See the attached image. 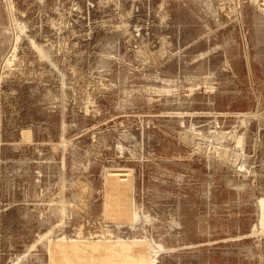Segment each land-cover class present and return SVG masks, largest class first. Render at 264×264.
<instances>
[{
    "label": "rangeland",
    "instance_id": "374dc122",
    "mask_svg": "<svg viewBox=\"0 0 264 264\" xmlns=\"http://www.w3.org/2000/svg\"><path fill=\"white\" fill-rule=\"evenodd\" d=\"M126 256L264 264V0H0V264Z\"/></svg>",
    "mask_w": 264,
    "mask_h": 264
},
{
    "label": "bare ground",
    "instance_id": "6f19581e",
    "mask_svg": "<svg viewBox=\"0 0 264 264\" xmlns=\"http://www.w3.org/2000/svg\"><path fill=\"white\" fill-rule=\"evenodd\" d=\"M114 176H116V174ZM117 176H119V175H117ZM117 188H119V186H117ZM118 206H119V210H121V201L119 202ZM119 246L120 247H124V245H121V244ZM110 264H144V260H143V258L142 259L140 258V259L135 261L134 259L129 258V257L126 256V257L118 258L116 260H112L111 259ZM148 264H149V262H148ZM151 264H153V262Z\"/></svg>",
    "mask_w": 264,
    "mask_h": 264
}]
</instances>
